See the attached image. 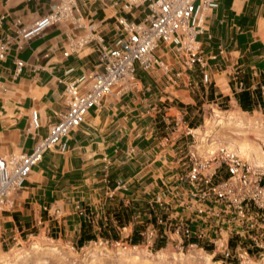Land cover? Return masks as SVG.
Masks as SVG:
<instances>
[{"label": "crops", "instance_id": "1", "mask_svg": "<svg viewBox=\"0 0 264 264\" xmlns=\"http://www.w3.org/2000/svg\"><path fill=\"white\" fill-rule=\"evenodd\" d=\"M54 2L0 0V15L7 17L0 24V37H7L11 41L7 59L0 61V102H3L7 113V127L0 138L8 143L21 138L18 125H28L34 110L39 112L42 123L36 135L38 139L45 137L49 128L65 112V87L60 86L59 81L63 79L61 82L65 85L74 76L80 75L74 66L76 55L70 58L62 55L67 37L75 34L70 23L54 26L23 49L18 48L16 21L20 19L25 25H32L50 12ZM219 3V8L209 14L207 32L200 38L208 59L209 83L203 82V71L199 68L189 72L178 87L170 85L161 71L150 70L149 86L136 83V88L131 92L105 99L99 108L89 113L80 132L69 135V150L63 154L54 151L66 156L64 160L67 168L63 171L73 172L70 177L74 196L69 214L73 215V220L77 217L82 222L77 225L73 222V226H70L72 234L69 236L71 240L76 238L78 247L105 239L110 234L107 227L114 228L115 236H121V229L127 225L124 223V214L131 221L133 207L125 208L126 200L123 197L126 196V190L125 187L118 188V184L128 177L133 183L129 185L126 180V186L138 190L137 198H130L131 205L148 200L151 192L144 191L142 196L145 184L152 180L160 183L159 172L167 180L172 178L179 167L175 161L191 141L185 135V126L193 130L202 126V108L235 103L243 113L260 112L264 115V0H219ZM170 59L172 57H168ZM19 60L25 62L26 67L20 75H16ZM94 66L92 64V68ZM69 67L76 69L73 75H66ZM139 70L137 75L141 72ZM188 82H191L190 87ZM241 83L244 85L242 90L239 87ZM243 105H247L248 110L245 111ZM19 117L24 120L18 122ZM175 124L179 125L177 136L167 143L165 139L169 135L168 131ZM35 143L26 152L32 151ZM20 152L26 153L23 150ZM94 163L102 167L99 178L103 182L104 195L100 199L93 198L91 192L88 196L77 195L84 193L81 188H91L87 184L95 174L91 168H87ZM81 165L82 169L79 168ZM54 168L57 166L42 164V173L48 175V171ZM80 170H84L85 179L77 177ZM39 180L40 183L31 187L33 193L43 186L42 182L47 177L42 176ZM19 204L23 211H26V204H31L36 210L33 220L35 224H41L38 211L42 206L37 204L34 196L27 197L24 194ZM83 204L85 208L80 206ZM43 206V210H49V214H57L56 219L68 207L65 200H56L50 206ZM16 208L17 203L12 211ZM10 218V215H6V219ZM68 233L65 230L64 236ZM17 239V235L13 237V240ZM69 243L74 245L71 241Z\"/></svg>", "mask_w": 264, "mask_h": 264}, {"label": "built area", "instance_id": "2", "mask_svg": "<svg viewBox=\"0 0 264 264\" xmlns=\"http://www.w3.org/2000/svg\"><path fill=\"white\" fill-rule=\"evenodd\" d=\"M103 5L118 13L111 39L95 23L86 24L80 0H55L50 12L32 25L16 21L19 49L54 26L70 23L75 34L67 37L63 57L91 47L97 63L65 84V112L45 137L37 139L32 151L0 155V213L16 207L15 194L25 188L46 153L69 150L67 138L85 124L92 110L105 99L136 88L138 69L159 70L176 87L196 68L203 71L204 83L210 81L200 38L206 34L207 19L219 8V0H103ZM6 18L0 15V24ZM10 50V39L0 37V61L7 59ZM25 67V62L17 61L16 75ZM75 71L69 67L66 75ZM187 84L191 86V82ZM239 87L244 89L242 83ZM178 126L169 129L167 143L177 136ZM41 128L39 112L34 110L27 133L35 136ZM195 131L185 126L191 141L175 161L179 167L164 187L143 203L133 206L128 202L133 207L131 232L148 247H164L172 241L181 252L187 247L212 252L213 258L222 254L234 264H256L248 259L264 255V174L226 146L205 154ZM124 187L127 191L126 184H118V188ZM143 206H148L147 211ZM128 227L120 231L122 241L128 237ZM101 245H105L103 241Z\"/></svg>", "mask_w": 264, "mask_h": 264}, {"label": "rangeland", "instance_id": "3", "mask_svg": "<svg viewBox=\"0 0 264 264\" xmlns=\"http://www.w3.org/2000/svg\"><path fill=\"white\" fill-rule=\"evenodd\" d=\"M80 6L82 7L86 24L90 21L95 23L107 39L113 38L114 21L118 15V13L115 14V8H105L103 0H80ZM76 57L74 66L77 68L79 74L91 70L92 64L95 65L97 62V53L91 47L80 51ZM167 57H170V55H167ZM139 71L143 75L138 72L139 75H136V83H143L149 86L151 82L149 81V79L151 80L149 76L150 71H143L142 69ZM61 80L58 84L65 87ZM3 106V102H0V135L7 127L5 122L7 121V113ZM213 110L220 113L219 118L213 117ZM259 113H243L235 103H222L219 104V107L215 105L206 106L201 110L202 126L198 127L195 131L196 140L203 147L205 154L214 153L220 146H226L256 168V171L264 174V129H256L258 124L264 122V115ZM20 120L23 121L24 119L19 117L18 122ZM30 122L28 125L25 123L23 126L18 125V128L21 129L19 134L21 138H17V141L8 143L9 141L0 138V155L20 154V151L23 150L26 152L33 146V143L38 139V135L34 136L27 133ZM80 129L82 127H79L74 132L79 133ZM237 133L241 134L239 141H235ZM15 150L16 152H14ZM65 157L56 152H49L31 175L27 186L15 194L17 208L8 214L6 212L0 213V264H234L232 260L226 259L222 254H217L213 258L209 255L212 252L210 253L209 251L207 254L203 251L196 249L190 250V248L186 247L181 252L177 244L172 243V241L164 247L160 245L148 247L147 243L143 242L137 235L135 237L134 231L131 232L132 226H130L131 223H129L130 221L126 214H124V223L127 224L125 226L129 227L127 228V232H125V236L128 235V237H124L123 241L120 235L115 236L113 233L114 228L109 229L107 227L110 234L105 239H98L95 240L97 242L92 241L84 247H78L75 241L76 238L70 239L71 236L69 235L72 234L70 226H73V222H76V225L79 224L82 222V219L76 217V220H73V215H70L72 207L71 200L74 196V193H72L74 190L71 188L73 183L71 182L70 176L73 172L63 171V169L67 168L64 160ZM42 164H52L53 166H57V168H54L53 171L51 169L48 171V175H46V172L42 173ZM128 167H131V165ZM79 168L82 169V165ZM90 168L93 174H95L93 180L87 184H90L89 186L91 188H81V191H84V193L77 195L81 197L82 195L88 196L91 192L90 195L93 198L100 199L104 195L103 182L99 178L102 173V167L94 163L87 170ZM83 173L84 170L77 172V177L81 180L85 179ZM157 175L159 176L158 180H161L160 183L152 180L150 183L145 184L146 186L142 190V196H144V191H147V193L151 192V196L154 192L164 187L163 183L169 181L160 172ZM42 176L47 177V180L42 182L43 186L41 188L38 189L36 187L37 190L33 193L31 187L35 186V183H40L39 179H42ZM129 179L126 177L129 185H132L133 182ZM126 180L121 185H127ZM127 189L125 191L126 196L123 199L126 200L125 208L129 209L131 205L127 201L130 202L131 196L137 198L138 190H133L129 186H127ZM24 194L27 197L34 196L37 199V204L42 206L38 211L40 213L39 218L41 217L42 219L41 224H35L36 222L33 219L36 210L32 208L31 204L25 205L26 211L21 210L22 208L19 207L20 199ZM56 200H65L68 206L65 213L61 214L57 219V214H49V210H43V205L50 206ZM80 206L85 208L84 204ZM147 208L148 206H143L144 211H147ZM6 215H10L11 218L9 220L6 219ZM33 225L36 226L32 227ZM65 230L69 232L67 236H64ZM16 235L18 239L13 240V237ZM113 237L114 239H112ZM133 239H137V241ZM101 240L105 245H101ZM105 240H109V244H106ZM69 241L74 245L70 244ZM33 243L36 244L37 249H33ZM118 244L127 248L119 247ZM133 246L138 247L132 248ZM263 256L252 255L248 260L256 264H264Z\"/></svg>", "mask_w": 264, "mask_h": 264}, {"label": "bare ground", "instance_id": "4", "mask_svg": "<svg viewBox=\"0 0 264 264\" xmlns=\"http://www.w3.org/2000/svg\"><path fill=\"white\" fill-rule=\"evenodd\" d=\"M212 114L214 115L213 117L214 118H219L220 117V113L218 112V111H216V110H213L212 111ZM230 119H233V118H230ZM240 127H241V125H240ZM256 129L257 130H259V129H264V122L263 123H261V124H258L257 126H256ZM241 130V129H240ZM237 135V137H236V140L235 141H239V139H241V134L240 133H237L236 134ZM241 142V141H240ZM243 145V144H242ZM246 147V146H245ZM250 147V146H249ZM259 147V146H258ZM262 152V151H261ZM251 163H253V162H251ZM255 163V162H254ZM254 166H256V164H254ZM257 166H258V164H257ZM253 167V166H252ZM256 169V168H255ZM258 170V169H257ZM32 246H33V249H37V246H36V244H32Z\"/></svg>", "mask_w": 264, "mask_h": 264}, {"label": "trees", "instance_id": "5", "mask_svg": "<svg viewBox=\"0 0 264 264\" xmlns=\"http://www.w3.org/2000/svg\"><path fill=\"white\" fill-rule=\"evenodd\" d=\"M243 108H244L245 111L248 110V106L247 105H243ZM133 240L137 241V239H133Z\"/></svg>", "mask_w": 264, "mask_h": 264}]
</instances>
